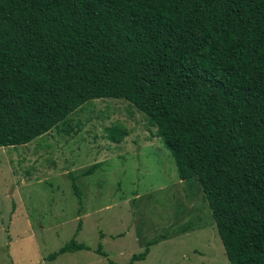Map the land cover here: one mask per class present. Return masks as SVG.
I'll list each match as a JSON object with an SVG mask.
<instances>
[{"label":"trees","instance_id":"trees-1","mask_svg":"<svg viewBox=\"0 0 264 264\" xmlns=\"http://www.w3.org/2000/svg\"><path fill=\"white\" fill-rule=\"evenodd\" d=\"M99 98L144 112L179 179L197 178L229 264H264V3L0 0V148ZM104 132L113 143L128 134L122 123ZM83 249L73 237L46 259Z\"/></svg>","mask_w":264,"mask_h":264},{"label":"rangeland","instance_id":"rangeland-1","mask_svg":"<svg viewBox=\"0 0 264 264\" xmlns=\"http://www.w3.org/2000/svg\"><path fill=\"white\" fill-rule=\"evenodd\" d=\"M115 123L128 130L120 143L104 132ZM73 237L90 249L46 259ZM149 240L133 264H229L197 178L179 179L156 127L129 101H88L31 142L0 148V264H125Z\"/></svg>","mask_w":264,"mask_h":264}]
</instances>
